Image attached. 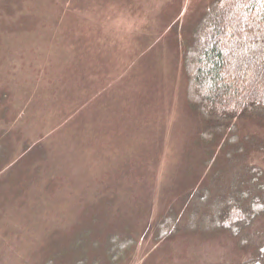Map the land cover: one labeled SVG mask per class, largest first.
Returning a JSON list of instances; mask_svg holds the SVG:
<instances>
[{
	"label": "rangeland",
	"instance_id": "374dc122",
	"mask_svg": "<svg viewBox=\"0 0 264 264\" xmlns=\"http://www.w3.org/2000/svg\"><path fill=\"white\" fill-rule=\"evenodd\" d=\"M213 1L0 0V264L252 258L227 233L185 231L229 155L264 168L263 125L209 143L187 98L184 54ZM172 212L181 231L161 238ZM250 234L264 244V221Z\"/></svg>",
	"mask_w": 264,
	"mask_h": 264
},
{
	"label": "trees",
	"instance_id": "16d2710c",
	"mask_svg": "<svg viewBox=\"0 0 264 264\" xmlns=\"http://www.w3.org/2000/svg\"><path fill=\"white\" fill-rule=\"evenodd\" d=\"M184 67L187 98L206 124L207 142L231 135L237 144L244 121L264 126V0H214L193 31ZM253 146L264 151V142ZM43 155L41 146H27L23 158L30 163ZM229 161L232 172L226 182L214 177L193 195L191 223L185 231L227 233L251 250L252 258L244 264H264V244L254 243L250 234L264 221V168L241 166L248 161L232 155ZM189 209L184 215L190 214ZM160 228L161 238L179 234L177 213L172 212Z\"/></svg>",
	"mask_w": 264,
	"mask_h": 264
}]
</instances>
